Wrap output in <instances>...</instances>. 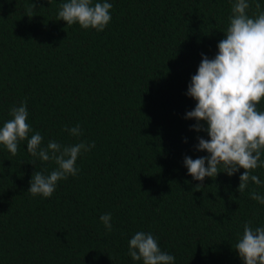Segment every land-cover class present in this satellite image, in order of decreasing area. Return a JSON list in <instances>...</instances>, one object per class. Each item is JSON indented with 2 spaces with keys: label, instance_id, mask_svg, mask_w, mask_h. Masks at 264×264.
Instances as JSON below:
<instances>
[{
  "label": "trees",
  "instance_id": "obj_1",
  "mask_svg": "<svg viewBox=\"0 0 264 264\" xmlns=\"http://www.w3.org/2000/svg\"><path fill=\"white\" fill-rule=\"evenodd\" d=\"M63 2L0 0V127L26 101L42 147H95L45 198L29 182L57 165L32 157L26 140L15 156L0 145V264H142L128 254L138 231L152 233L174 264H243L235 245L244 224L264 226V205L251 198L264 196V167L252 173L261 185L239 193L242 168L201 182L184 166L185 156L208 155L195 148L207 133L185 118L196 104L188 85L201 54H217L235 0H108L102 32L57 20ZM249 3V15L256 3L264 10V0ZM77 124L80 137L64 130Z\"/></svg>",
  "mask_w": 264,
  "mask_h": 264
},
{
  "label": "clouds",
  "instance_id": "obj_2",
  "mask_svg": "<svg viewBox=\"0 0 264 264\" xmlns=\"http://www.w3.org/2000/svg\"><path fill=\"white\" fill-rule=\"evenodd\" d=\"M112 7L108 0L95 3L93 0H65L59 6L57 20L65 21L67 26L78 24L82 29L102 32L112 19ZM34 8L32 3L27 16L32 17ZM249 8V0H235L225 36L217 45V54L211 59L201 54V62L186 93L196 101L194 109L185 116L196 121L190 126L191 130L204 131L208 136V139L198 136L195 145L197 151L208 155L196 159L184 157L188 174L202 182L205 177L215 178L220 172L231 177L242 168L239 193L245 191L249 182L261 185L260 178L252 173L264 167L261 159L264 155V110L258 107L264 98V10L256 3V11L249 15ZM9 115L11 118L0 127V145L15 156L20 142L26 140L27 151L32 157L57 165L47 175L44 171H34L29 182L31 195L50 198L58 181L78 175V157L94 148L95 143L81 141L61 145L50 140L42 147V135L33 132L28 122L26 101L18 107L12 106ZM64 130L73 137L83 135L79 124L66 126ZM201 187L197 185L196 189ZM251 198L264 205V196L255 190ZM100 221L107 231L113 230L111 213L101 215ZM128 244V254L133 261L174 264L175 257L162 251L159 241L150 232H136ZM235 250L243 264H264V226L254 228L252 221L245 223Z\"/></svg>",
  "mask_w": 264,
  "mask_h": 264
}]
</instances>
